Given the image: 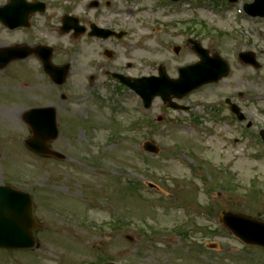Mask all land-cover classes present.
<instances>
[{
	"label": "rangeland",
	"instance_id": "374dc122",
	"mask_svg": "<svg viewBox=\"0 0 264 264\" xmlns=\"http://www.w3.org/2000/svg\"><path fill=\"white\" fill-rule=\"evenodd\" d=\"M50 1L88 31L95 23L127 35L100 40L56 32L57 51L69 53L75 65L72 97L56 107L60 134L50 143L64 160L27 149L29 127L2 114L19 107L3 103L0 92V182L12 178L28 191L43 224L33 249L0 250V264H264L263 248L246 246L219 222L222 212L264 221V145L228 120L225 102L219 103L232 96L250 131L264 129V17L244 16L242 2L251 0ZM188 38L219 54L231 70L179 100L187 111L159 97L145 110L141 98L113 78L158 76L161 65L177 78L179 68L197 59ZM177 44L178 55L168 47ZM240 50L255 53L257 70L240 61ZM158 116L165 120L157 123ZM147 141L160 152L145 151Z\"/></svg>",
	"mask_w": 264,
	"mask_h": 264
},
{
	"label": "water",
	"instance_id": "95a60500",
	"mask_svg": "<svg viewBox=\"0 0 264 264\" xmlns=\"http://www.w3.org/2000/svg\"><path fill=\"white\" fill-rule=\"evenodd\" d=\"M248 10L253 15H264V0H256V3L249 6ZM6 14H3L2 18H6ZM76 30L77 35H79L81 33L80 29L76 27ZM94 33L102 34L105 37L110 35V32L107 31L95 30ZM196 49L202 53L203 60L196 65L180 69L179 79L169 78L164 69L161 68L160 77L142 78L136 80L134 84H129L144 98L146 107L151 105L153 98L157 95H160L164 101H169L171 95L182 97L200 85L219 81L228 73V65L219 56L210 58L207 51L200 49L199 45L196 46ZM4 58L3 55L0 57V67L5 65ZM242 58L246 62H254L249 54H242ZM172 106L174 107V105ZM39 112H42V110H34L30 112L32 115H29L30 113L27 115L34 136L28 139L26 144L31 150L39 154L64 158V155L50 150L47 144L58 137L56 120L40 119L38 118ZM144 149L151 153L159 152L158 146L150 141L144 144ZM16 195L11 200L0 198L4 202L0 212V247L8 249L31 248L35 244L33 233L37 227L33 218L32 199L28 194L17 193ZM220 219L247 244L264 247V221L232 212H223Z\"/></svg>",
	"mask_w": 264,
	"mask_h": 264
},
{
	"label": "flooded vegetation",
	"instance_id": "af4514ba",
	"mask_svg": "<svg viewBox=\"0 0 264 264\" xmlns=\"http://www.w3.org/2000/svg\"><path fill=\"white\" fill-rule=\"evenodd\" d=\"M7 1V0H6ZM0 2V6L6 4ZM38 2L39 9L32 11L26 6L17 13L23 17V25L16 28H8L0 22V34L5 33L0 39V50L11 48L19 50L24 57L11 59L5 68L4 86L0 87L3 103L7 105H17L19 109H6L2 114L16 116L25 120L24 116L27 110L34 107H55L60 105L59 101L65 103L70 99V78L74 71L73 63L67 59L66 53L57 51L54 39L61 35H72V31H66L63 27V18L71 14L68 11L60 12V8L50 0H23L25 5ZM20 11V12H19ZM56 18L57 24L52 20ZM51 23V24H50ZM56 32L58 36L56 37ZM44 35L51 36L48 40ZM64 60H63V57ZM68 65V69L63 76V83L56 81L52 70ZM2 69H0L1 71ZM4 70V69H3ZM64 87L65 90L61 91ZM46 98L47 103L42 105H30L29 100L35 98ZM233 119H237L234 113H231ZM58 116V111H57ZM246 116V115H245ZM247 119V116L245 117ZM244 122V121H242ZM252 124H250L249 128ZM12 177V176H8ZM12 178L0 182V185H10L19 190H26L18 187Z\"/></svg>",
	"mask_w": 264,
	"mask_h": 264
}]
</instances>
